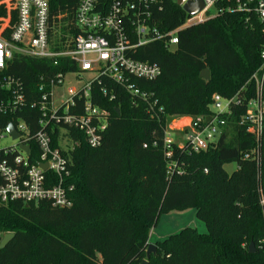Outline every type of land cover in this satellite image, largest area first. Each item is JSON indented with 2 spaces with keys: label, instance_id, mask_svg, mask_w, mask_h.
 I'll use <instances>...</instances> for the list:
<instances>
[{
  "label": "trees",
  "instance_id": "trees-1",
  "mask_svg": "<svg viewBox=\"0 0 264 264\" xmlns=\"http://www.w3.org/2000/svg\"><path fill=\"white\" fill-rule=\"evenodd\" d=\"M160 2L163 9L155 12L159 26L167 31L180 28L187 13L174 0ZM49 4L56 30L64 33L65 24L73 26L78 0H49ZM5 14L0 8V17ZM59 37L56 33V46ZM263 45V27L256 18L247 22L245 15L227 14L181 30L174 50L162 41L139 48L132 58L161 69L154 81H136L153 95L157 111L163 109L158 117L144 101L132 99L107 78L95 83L92 101L109 111L108 128L97 148L88 146L82 133L69 131L73 140L80 141L64 153L72 170L66 181L74 187L72 206L54 207L49 201L0 203V241L4 234H14L0 250V264H141L161 217L191 209L207 233L187 227L156 241L149 264H264L259 191L260 184L264 190V129L259 180L256 162L244 159L258 144L242 123L248 102L256 96L255 85L248 81L261 65ZM60 62L55 67L51 60L15 54L7 74L20 78L29 104L31 94L39 100V76L54 75L69 61ZM204 70L209 71L208 81L200 77ZM104 87L116 94L115 100L102 94ZM216 94L237 101L224 117L226 125L216 145L195 152L187 145L180 148L175 139L168 158L169 123L211 116ZM20 118L32 133L38 130L39 113L29 106L2 126L18 124ZM54 130L53 145L61 149L59 128ZM31 148V162H36L38 147L32 142ZM232 163L238 169L230 175L224 167ZM251 243L255 252L249 251Z\"/></svg>",
  "mask_w": 264,
  "mask_h": 264
},
{
  "label": "built area",
  "instance_id": "built-area-1",
  "mask_svg": "<svg viewBox=\"0 0 264 264\" xmlns=\"http://www.w3.org/2000/svg\"><path fill=\"white\" fill-rule=\"evenodd\" d=\"M201 1L203 9L199 13L187 15L180 28L167 31L159 26L155 17V12L163 9L160 0H78L73 26L65 24L66 31L63 33L55 28L49 0H0V8L6 13L0 17L1 204L49 201L54 207L72 206L70 194L74 187L66 184L72 170L64 153L69 149L74 150L80 141L73 140L69 131L82 133L91 148L101 146L110 113L93 103L91 91L102 78L122 87L132 99L144 101L149 111L159 116L163 109L157 111V102L151 101L153 95L142 90L136 81H154L161 75V69L156 64L132 58L131 55L139 48L162 41L167 48L174 50L181 30L227 14L245 15L247 22L251 17L256 18L264 33V0ZM195 2L184 0L183 6ZM56 33L60 36L58 46L55 44ZM15 54L51 60L55 67L61 65V60L69 62H64L54 75L46 72L39 76V100H35L31 94L33 100L27 104L20 78L7 74ZM260 60V67L248 81L255 85L256 96L248 102L242 122L248 125V132L258 144L244 159L256 162L259 180L262 177L259 146L264 129V45ZM69 65H73L74 70H69ZM86 74L89 77L84 79ZM101 92L109 101L116 99V94L105 87ZM233 103H237L235 98L225 99L216 94L213 96L211 116L188 117V124L182 130H176L183 139L180 148L187 145L191 150L200 152L214 147L226 125L224 117L231 113ZM28 106L39 113L35 133L21 118L18 124L10 122L2 126L5 119L23 112ZM181 119L187 117L174 119L167 126L165 145L168 158L172 157L170 147L175 142L171 134L175 132L172 123ZM11 124L19 134L18 139L14 140L8 131ZM55 127L59 128L61 139L58 143L61 149L53 145ZM7 137L14 145L2 147V140ZM32 142L39 150L36 162H31ZM22 145L30 148L29 153L21 149ZM42 164H47V169H42ZM259 191L264 214V190L261 184Z\"/></svg>",
  "mask_w": 264,
  "mask_h": 264
},
{
  "label": "rangeland",
  "instance_id": "rangeland-1",
  "mask_svg": "<svg viewBox=\"0 0 264 264\" xmlns=\"http://www.w3.org/2000/svg\"><path fill=\"white\" fill-rule=\"evenodd\" d=\"M89 77V75H84V79H87ZM189 118L187 117V122L186 124L177 127L176 126V122L172 123V128L175 130V132H172V138L176 142L177 144L181 145L183 139L181 138V136L178 134L179 131L176 130H182L189 122L188 120ZM178 121L177 124L181 123L179 122L180 120H176ZM14 145V142L7 137L6 139L2 140L1 142V146L2 147H11ZM225 171L228 174H232L233 172L237 171L238 166L236 163H232V164H228L224 167ZM187 227H194L197 229V231L201 234H205L207 233V228L205 226V224L201 221H199L196 218V211L195 210H187L185 212H172L168 215H164L161 217L158 227L156 229L155 234L159 233H165L166 236L168 235H172L175 234L176 232L187 228Z\"/></svg>",
  "mask_w": 264,
  "mask_h": 264
},
{
  "label": "water",
  "instance_id": "water-1",
  "mask_svg": "<svg viewBox=\"0 0 264 264\" xmlns=\"http://www.w3.org/2000/svg\"><path fill=\"white\" fill-rule=\"evenodd\" d=\"M177 6L182 7L183 10L187 13L188 16H193L199 13L203 9V3L201 0H196L195 3L193 4H186L183 6L184 0H174ZM200 77L205 79L206 81L209 80V71L204 70L201 74ZM118 113V111H117ZM8 131L11 133L12 138L18 139L19 134L15 131L14 126L11 124L8 127ZM21 149L24 150L26 153H29L30 148L28 146H21ZM48 165L47 164H42L41 168L42 169H47ZM14 238V234L7 233L4 234L1 241H0V250L4 249L8 243ZM249 251L250 252H255V246L253 243L250 244L249 246ZM156 254V246L154 244H149L146 250V259L142 261L141 264H149L148 259L150 258L151 255Z\"/></svg>",
  "mask_w": 264,
  "mask_h": 264
},
{
  "label": "crops",
  "instance_id": "crops-1",
  "mask_svg": "<svg viewBox=\"0 0 264 264\" xmlns=\"http://www.w3.org/2000/svg\"><path fill=\"white\" fill-rule=\"evenodd\" d=\"M179 122H181V123L177 124L178 122H176L177 127L181 126V124L182 125L186 124L187 119H181ZM156 229L152 230V232L150 234V239H149L150 244H155L156 241L162 240V239L170 236V235L166 236L165 233H159V232L157 234H155Z\"/></svg>",
  "mask_w": 264,
  "mask_h": 264
},
{
  "label": "bare ground",
  "instance_id": "bare-ground-1",
  "mask_svg": "<svg viewBox=\"0 0 264 264\" xmlns=\"http://www.w3.org/2000/svg\"><path fill=\"white\" fill-rule=\"evenodd\" d=\"M181 126H182V124H181Z\"/></svg>",
  "mask_w": 264,
  "mask_h": 264
}]
</instances>
